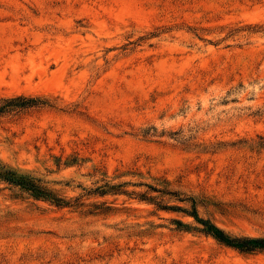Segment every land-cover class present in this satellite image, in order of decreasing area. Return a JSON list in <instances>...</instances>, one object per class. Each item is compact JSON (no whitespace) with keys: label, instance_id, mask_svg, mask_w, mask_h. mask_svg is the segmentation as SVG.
Here are the masks:
<instances>
[{"label":"rangeland","instance_id":"obj_1","mask_svg":"<svg viewBox=\"0 0 264 264\" xmlns=\"http://www.w3.org/2000/svg\"><path fill=\"white\" fill-rule=\"evenodd\" d=\"M0 264H264V0H0Z\"/></svg>","mask_w":264,"mask_h":264},{"label":"trees","instance_id":"obj_2","mask_svg":"<svg viewBox=\"0 0 264 264\" xmlns=\"http://www.w3.org/2000/svg\"><path fill=\"white\" fill-rule=\"evenodd\" d=\"M38 102L32 98L22 96L0 99V116L19 109L37 106ZM0 180L14 186H19L22 190L27 191L36 199H45L54 203L56 206L64 204L61 198L54 196L51 192L41 186L37 181L27 176L17 175L16 172L7 170L0 166ZM193 216L203 224L202 231L211 234L220 243L230 247L237 248L241 251L264 250L263 238H233L226 235L221 229L209 222L199 220L197 214Z\"/></svg>","mask_w":264,"mask_h":264}]
</instances>
